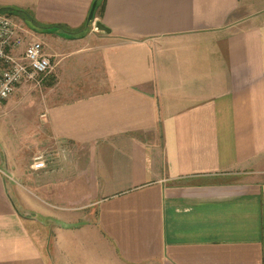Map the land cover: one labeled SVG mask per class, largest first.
<instances>
[{
  "label": "crops",
  "instance_id": "1",
  "mask_svg": "<svg viewBox=\"0 0 264 264\" xmlns=\"http://www.w3.org/2000/svg\"><path fill=\"white\" fill-rule=\"evenodd\" d=\"M94 1L0 0L64 49L38 142L0 152V264H54L49 222L102 264H264V0Z\"/></svg>",
  "mask_w": 264,
  "mask_h": 264
},
{
  "label": "rangeland",
  "instance_id": "2",
  "mask_svg": "<svg viewBox=\"0 0 264 264\" xmlns=\"http://www.w3.org/2000/svg\"><path fill=\"white\" fill-rule=\"evenodd\" d=\"M15 19L18 20L16 16ZM39 33L38 31L35 34ZM40 40H42L46 48L52 52V62L55 63V52H57L58 47L61 46H58V43L56 44L54 40H52L53 42H49L50 40ZM62 51H64V49ZM55 77V73L49 75L48 78L43 80L40 86L28 84L17 88L15 93L7 101V106L5 107V104L0 109V150L4 153V157L6 153L10 155L9 165L11 158L13 157L14 159L18 156L17 153L22 148V144L26 143L29 145L30 142H38L40 132L46 129V127L44 129L43 121L44 101L46 96H49L50 93L52 94V91L55 89H50L46 87L45 84L46 82H52ZM77 79L76 75L65 74L62 77L61 83L63 86L61 88H67L68 84L77 81ZM46 135L48 140H50L48 133ZM28 149L29 146H26V150ZM35 149L36 151L39 150L37 146ZM47 149L49 150V148ZM49 223L50 224H47L48 229L44 226L45 229L43 228L42 230V236L45 237L44 242L50 252L49 258L54 264H78L84 260H91L94 264L103 263L101 254L93 248L95 244L91 237L87 235L77 237L80 235V233H78L73 235L63 234L59 238V235L57 237V234L53 232V230L59 232L64 229L55 227L56 224L54 222ZM43 224L45 223L41 222L40 225L42 226ZM63 232L71 231L64 230ZM72 238H74V240H72ZM55 245L60 251L56 250L52 252V248H55Z\"/></svg>",
  "mask_w": 264,
  "mask_h": 264
},
{
  "label": "built area",
  "instance_id": "3",
  "mask_svg": "<svg viewBox=\"0 0 264 264\" xmlns=\"http://www.w3.org/2000/svg\"><path fill=\"white\" fill-rule=\"evenodd\" d=\"M26 34L27 29L15 17L0 13V109L19 86H40L54 69L44 43L37 39L26 41ZM45 165L43 155L35 157V169Z\"/></svg>",
  "mask_w": 264,
  "mask_h": 264
},
{
  "label": "trees",
  "instance_id": "4",
  "mask_svg": "<svg viewBox=\"0 0 264 264\" xmlns=\"http://www.w3.org/2000/svg\"><path fill=\"white\" fill-rule=\"evenodd\" d=\"M97 2L98 3H97V7H96L95 14L97 12H100V13L102 12L103 13V11L105 9L106 0H97ZM2 10L3 11H7L8 12V15H11V16H19L20 13H23L21 10H17V9H2ZM0 12H2V11H0ZM22 17H23V21L25 22V24H26V26L28 28H30L32 30H35V31L40 30V29H43V27L40 26L34 20V18L31 15L25 13L24 16H22ZM90 24H91V22H88V26H87L86 30L88 29V27H89ZM48 84L52 85L53 84V81L50 82V83L48 82Z\"/></svg>",
  "mask_w": 264,
  "mask_h": 264
},
{
  "label": "water",
  "instance_id": "5",
  "mask_svg": "<svg viewBox=\"0 0 264 264\" xmlns=\"http://www.w3.org/2000/svg\"><path fill=\"white\" fill-rule=\"evenodd\" d=\"M97 3H98L97 0H95L94 3H93V5H92V9H91V12L89 14V21H92L95 18L94 16H95V11H96V7H97ZM95 28L98 31H100V32L110 33V30L104 24H102L101 22H96ZM0 152L2 153V150H0Z\"/></svg>",
  "mask_w": 264,
  "mask_h": 264
}]
</instances>
